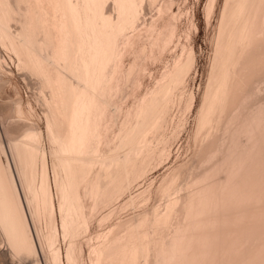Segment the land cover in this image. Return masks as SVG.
Masks as SVG:
<instances>
[{"label":"bare ground","instance_id":"bare-ground-1","mask_svg":"<svg viewBox=\"0 0 264 264\" xmlns=\"http://www.w3.org/2000/svg\"><path fill=\"white\" fill-rule=\"evenodd\" d=\"M157 1L0 0V40L41 85L57 191L48 155L38 149L36 129L26 128L22 142L11 145L20 187L4 161L0 135V241L7 246L0 252L12 260L38 255L26 203L43 257L48 264H62L56 248L57 198L62 236L68 241L66 262L83 264L80 236L99 215V223L106 225L110 215L101 209L166 154L172 140L162 131L164 113L175 102L172 85L179 83L182 63L176 61L158 87L137 96L132 107L114 105L124 85L140 83L141 88L138 62L128 63V56L139 53L146 64L161 60L177 36L168 1L155 19L144 27L138 24ZM217 2L208 1V16ZM219 25V43L197 111L192 159L146 191L143 202L155 196L153 206L141 204L140 210L146 208L138 215L89 238L90 264H264V96L258 102L260 90L264 92V0H225ZM144 37L147 46L140 45ZM160 88L165 95L158 100ZM136 90L134 97L141 89ZM188 96L184 109L191 111L194 98ZM20 102L12 111L23 116ZM146 116L147 129L133 125ZM151 130L158 132L155 143H160L151 145ZM120 140H129L130 146L118 144ZM221 172L225 177L219 179ZM42 224L45 232L40 234Z\"/></svg>","mask_w":264,"mask_h":264},{"label":"rangeland","instance_id":"rangeland-1","mask_svg":"<svg viewBox=\"0 0 264 264\" xmlns=\"http://www.w3.org/2000/svg\"><path fill=\"white\" fill-rule=\"evenodd\" d=\"M167 1L168 3L169 2L171 3L170 4L172 7L171 12L174 14L173 21L175 24H177V27H178V33H177V36L175 37L174 42L172 43V45H170L169 49H167L163 53V56L161 55L162 59L161 58H160L161 60L157 59L158 61L157 60L154 61L153 59V61L148 62L147 60V64H146L142 61L141 55L139 53H134L128 56L127 58L128 63L134 62V61L138 62L139 71H138L136 80H139V82L142 81L141 88L140 87L138 88L140 83H138L139 85H137V87H134V85H129V86L124 85L122 90H120L119 92L115 94L114 105L118 109L119 108L121 109V107L124 106V104L126 106L129 104L127 106L128 108L132 107L131 103L136 104V102H133V101L135 100L139 101L141 97L143 98L144 96H146L145 94H147L149 91L158 87V84H159L158 82H161L160 80H162L161 79L163 76L162 74L171 70V68L173 67L176 61L179 63H182V66H184V70L181 74V77H179L178 84L180 86H178V84L172 85V89L175 90L172 96V99L175 102L172 101L171 102L172 104H170V106L166 109L164 113L165 118L163 120L164 121L163 125L165 124L164 126L166 128L163 127L164 130L162 131H164V133L160 131V134L163 133L165 135H168L172 141L169 144V148L167 149L166 154L162 156H158L153 161V164L149 168L150 171L148 170L149 172L147 171L146 174H144L142 177L134 180L131 183L129 189L126 192H124V194L120 198L115 199L109 205L101 209L100 211L101 213L103 212V214L105 215H110L109 222L106 225H101L99 223V218H100V215H99L91 223L89 232L84 233L82 236H80L82 237L79 239L80 246L85 251V254H84V251L82 254L83 264H90L88 252L86 251H88L89 242L91 240L89 238H92L91 236L95 235L98 232L104 231L105 228H107L109 225L115 224L122 220L130 219L131 217L136 216V214L138 215L146 207L149 208L153 206L154 202L156 201L155 196H152V199L149 200L150 202L149 201L143 202L144 200H146L145 198H143V197H146L145 196L146 191H148V189L157 187L155 185H159L162 177L165 174L167 175V173H170V171L172 172L174 169L176 168L178 169L180 165H183L185 162L187 163L188 160L192 159L191 157H193V154H194L193 152L195 149L194 148L195 143L193 139L194 137L193 134L195 133V129H196L197 111L199 110L202 104V101H203L204 93L206 91L207 84L209 81L210 70L213 66V62H214L213 60L215 58V53H216L217 46L219 43V39H220V31H219L220 25L219 24L221 21V13H222L225 0H218L217 6H216L217 8L215 7L216 10H214V13H212L209 16L207 14V4L209 0H171V1L170 0H159L157 1L158 3H156L158 7L155 5L154 7H152V9L149 8L150 11L147 8L148 10L145 11L146 14L144 13L140 21L138 22L140 27L143 25L145 26L151 20L155 19L158 14L159 6L162 5V3L164 4L167 3ZM15 29H16V26H14V28H11V31L13 32ZM0 43L2 44L1 40H0ZM148 44H149V39L147 37H144L142 41L140 42V45L147 46ZM5 48L6 47H4L3 44L0 45V57H1L0 58V105H1L0 107V133L1 134L0 135L2 138L0 139L3 141V142L1 141L3 143L2 146L4 147L3 149H5L4 151H6V154H4L3 156L4 161L6 163L9 162L10 166L12 167L14 171V175L17 179V183L20 187V183L18 180V174H16L17 170L15 167V162L13 158L14 156L12 154L13 152L12 146L16 144L15 142L16 141L18 142V140L19 142H22L26 134L25 132H27L28 129H30V127L33 130L36 129L37 132H39L41 135V140L38 144L39 145L38 149L40 150V152L44 154L46 152L45 156L48 155L46 156V160L49 161L47 162L49 163V166H50V176H51V179L53 182V188H54L55 187L54 180H53L54 179V172H53L54 158L52 154V147L47 137V129H46L47 120L45 116L46 112L44 111L46 110L47 107L44 101H42L43 96L41 95V89H40L41 85H39V81L37 77L35 78L34 75H31L30 73H28V71L24 69V67L21 66L18 60V57H16V54H14V52H12L10 49L8 50V48H6L5 50ZM186 50L189 52H187ZM188 53H190L191 55L190 54L188 55ZM24 71H26L27 73ZM263 85L264 84L261 85V89ZM128 88H130V90ZM137 88L141 89L140 92L138 91ZM134 90L139 92L138 93L139 95L138 94L135 95L136 97H134L133 95L135 92ZM260 93H263V95L260 97V100L258 99V102L262 103V100H263L262 97L264 96V92H261L260 90ZM260 93L258 95H261ZM132 95L134 98L132 97ZM164 95H165V91L161 90L160 88L157 94L158 100H161L164 97ZM188 95L193 96L194 98V102L192 103L190 107V109L193 107L191 111L189 110V108H188V111L187 109H184L185 108L184 102L187 99L185 96H188ZM137 96L138 98L140 97L139 100L135 99L137 98ZM19 102L23 109V116L22 115L18 116L19 114L17 113V111H12L15 108L17 110ZM12 112H15L16 114ZM179 121H181L182 123L178 124ZM149 122H150L149 116H146L139 120L138 119L133 120V125L136 126V124L138 123L137 124L138 126L142 125L145 127V129H147L149 127ZM119 124L120 123H118V125ZM177 124L180 126H178ZM177 126L180 128H178ZM31 129L29 131H31ZM175 130L177 131V134H176V137H173L172 134L174 133ZM160 134H159V137H160ZM148 137H149L148 139H150V142L153 143L151 145H154V144L156 145L160 143V142L155 143L159 141L157 138L158 132H156L155 130L154 131L151 130ZM243 137H247V136L245 135ZM241 140H243L242 141L243 143H246L244 142L245 141L244 138L242 139L241 137ZM247 142L249 141L247 140ZM121 143L126 144L127 146H130L129 140H126V141L120 140V142H118V144L120 145ZM161 147L165 148V145L162 144ZM222 172H221V175L220 174L218 175L219 179L225 177L224 176L225 174ZM218 177L216 179H218ZM56 192H57L56 188H54V193ZM139 196L140 197L142 196L141 199ZM129 200H132L135 203V205L133 204L134 205L133 207L132 206L129 207L127 205ZM135 201H138V202H135ZM147 202L148 204H146ZM141 204H144L146 206V207L144 206L143 210H140V208L141 209L143 208L141 207L143 206ZM55 206H56L57 226H58V231L60 235L59 236L60 239L58 240L59 243L57 242L56 248L58 247L60 250L61 257H62L61 258L62 264H67L66 249H67L68 241L64 240V237L62 236L61 211H60L59 201L57 198H56ZM139 206L140 208H138ZM28 208L29 207L25 203V210L27 211V216L29 218L31 230L33 231L32 234H33L35 244L38 250L37 251L38 255H37V258L35 259L40 264H48L45 258L46 257L45 252H43L44 250H42L43 248H41L42 245L39 240L40 238H38L36 227L33 224L34 222H32L31 215H29L30 211ZM137 209L139 210L137 211ZM39 228H40V234H42V232L43 233L45 232V224H42L41 226H39ZM44 239L45 238H43V242H44L43 244L46 246L47 251H49V249L47 248L46 241H44ZM0 244H1L0 245L1 249L3 248L5 249L7 247L5 242L0 241ZM44 255L45 257H43ZM13 259L14 260L11 259V255L9 253H7L6 255L0 252V264H12V262L13 264H31V263L35 264L34 263L35 261H33L35 259H32V258L27 259V260L26 259L21 260L18 258H13Z\"/></svg>","mask_w":264,"mask_h":264}]
</instances>
